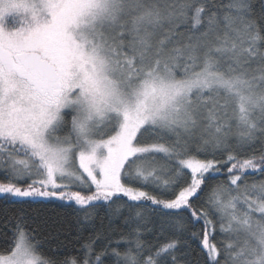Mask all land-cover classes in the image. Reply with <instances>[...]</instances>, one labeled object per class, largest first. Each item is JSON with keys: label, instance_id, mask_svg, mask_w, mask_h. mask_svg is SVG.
Masks as SVG:
<instances>
[{"label": "snow or ice", "instance_id": "obj_1", "mask_svg": "<svg viewBox=\"0 0 264 264\" xmlns=\"http://www.w3.org/2000/svg\"><path fill=\"white\" fill-rule=\"evenodd\" d=\"M56 202L127 234L46 256ZM0 204V264H264V0H0Z\"/></svg>", "mask_w": 264, "mask_h": 264}, {"label": "trees", "instance_id": "obj_2", "mask_svg": "<svg viewBox=\"0 0 264 264\" xmlns=\"http://www.w3.org/2000/svg\"><path fill=\"white\" fill-rule=\"evenodd\" d=\"M217 182L225 183L226 181L223 178L220 181H211L213 184ZM204 204L205 200L202 198L197 202V207ZM18 212L19 209L0 204V248L3 247L4 242H10L12 231L5 217H14ZM23 214L29 220L27 227L34 229L37 238L43 242L44 254L61 260L69 256L79 257L83 252L82 243L100 233L103 235L95 241L98 252L108 246V237L115 241L121 235L127 234V229L120 222L114 223L111 229L108 227V218L103 209L98 210L94 221L87 223L83 222L72 208L64 207L60 202L49 206L26 208ZM195 231L200 232L201 228L197 227ZM189 243L190 258L202 262L204 256L198 241L190 240ZM104 259L106 264H112L111 256H106Z\"/></svg>", "mask_w": 264, "mask_h": 264}]
</instances>
